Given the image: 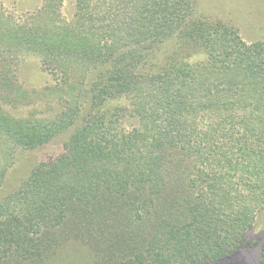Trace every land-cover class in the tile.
I'll use <instances>...</instances> for the list:
<instances>
[{
  "label": "trees",
  "instance_id": "1",
  "mask_svg": "<svg viewBox=\"0 0 264 264\" xmlns=\"http://www.w3.org/2000/svg\"><path fill=\"white\" fill-rule=\"evenodd\" d=\"M96 2L95 15L77 0L74 25L26 39L80 81L52 125L0 115L14 150L72 129L63 153L0 202V264L232 257L264 210V43L206 22L198 0ZM129 109L135 126L121 130ZM78 241L89 257L73 262L63 247Z\"/></svg>",
  "mask_w": 264,
  "mask_h": 264
},
{
  "label": "rangeland",
  "instance_id": "2",
  "mask_svg": "<svg viewBox=\"0 0 264 264\" xmlns=\"http://www.w3.org/2000/svg\"><path fill=\"white\" fill-rule=\"evenodd\" d=\"M96 3V0H84V9L95 15ZM79 10L77 0H0V115L18 122L40 120L52 125L55 116L69 106L72 108L79 80L77 75L65 77L60 69L61 62L53 58L51 52L36 48L37 45L29 46L26 39L31 32L36 34L42 29L48 31L53 27L74 25ZM196 12L210 24L236 31L248 44L264 43V0H198ZM5 44L9 45L5 47ZM166 47L160 53V60L167 57L170 49ZM201 58L195 55L193 62L202 61ZM93 78L94 73L88 76L86 83ZM125 114L121 130L130 131L135 119L131 117V109ZM71 135L69 127L31 149L14 150L11 145L0 143V202L14 195L38 165L60 156ZM44 232L45 242L60 235L61 227L57 225L53 231ZM246 239V247L215 264H259L260 245L264 240V210L256 215ZM63 250L77 252L73 262L81 256L88 258L90 252L79 241L65 245Z\"/></svg>",
  "mask_w": 264,
  "mask_h": 264
}]
</instances>
